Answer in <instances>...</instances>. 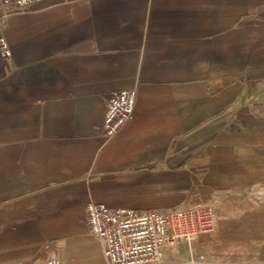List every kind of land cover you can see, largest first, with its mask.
<instances>
[{"label": "crops", "instance_id": "0c3cea01", "mask_svg": "<svg viewBox=\"0 0 264 264\" xmlns=\"http://www.w3.org/2000/svg\"><path fill=\"white\" fill-rule=\"evenodd\" d=\"M5 33L0 264H109L90 201L213 206L214 231L148 264H264V0H40Z\"/></svg>", "mask_w": 264, "mask_h": 264}, {"label": "built area", "instance_id": "2783aa9c", "mask_svg": "<svg viewBox=\"0 0 264 264\" xmlns=\"http://www.w3.org/2000/svg\"><path fill=\"white\" fill-rule=\"evenodd\" d=\"M40 0H0V49L4 58H12L6 37L9 17ZM137 88L113 92L107 101L103 136L112 139L134 117ZM90 232L104 244L109 264H148L161 261L167 249L181 242L194 241L214 231L215 210L207 203L188 204L166 213L141 212L133 208H111L103 202L86 206ZM45 264H62L49 257Z\"/></svg>", "mask_w": 264, "mask_h": 264}, {"label": "rangeland", "instance_id": "374dc122", "mask_svg": "<svg viewBox=\"0 0 264 264\" xmlns=\"http://www.w3.org/2000/svg\"><path fill=\"white\" fill-rule=\"evenodd\" d=\"M174 246H172L171 248H173Z\"/></svg>", "mask_w": 264, "mask_h": 264}]
</instances>
